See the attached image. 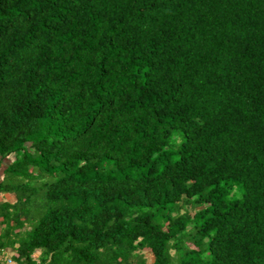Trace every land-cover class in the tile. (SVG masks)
Returning <instances> with one entry per match:
<instances>
[{"label":"trees","instance_id":"1","mask_svg":"<svg viewBox=\"0 0 264 264\" xmlns=\"http://www.w3.org/2000/svg\"><path fill=\"white\" fill-rule=\"evenodd\" d=\"M0 198V264H264V0H0Z\"/></svg>","mask_w":264,"mask_h":264},{"label":"rangeland","instance_id":"2","mask_svg":"<svg viewBox=\"0 0 264 264\" xmlns=\"http://www.w3.org/2000/svg\"><path fill=\"white\" fill-rule=\"evenodd\" d=\"M6 164H8V163L6 162ZM145 253H146V256L152 261L153 260V254L149 250H147ZM10 257H11V254L6 256L5 259L7 260Z\"/></svg>","mask_w":264,"mask_h":264},{"label":"crops","instance_id":"3","mask_svg":"<svg viewBox=\"0 0 264 264\" xmlns=\"http://www.w3.org/2000/svg\"><path fill=\"white\" fill-rule=\"evenodd\" d=\"M5 198H6L7 200H11V201L14 200V197H13V196H10V195H6ZM0 200H2V199L0 198Z\"/></svg>","mask_w":264,"mask_h":264},{"label":"built area","instance_id":"4","mask_svg":"<svg viewBox=\"0 0 264 264\" xmlns=\"http://www.w3.org/2000/svg\"><path fill=\"white\" fill-rule=\"evenodd\" d=\"M8 264H15L14 260L10 257L7 259Z\"/></svg>","mask_w":264,"mask_h":264}]
</instances>
